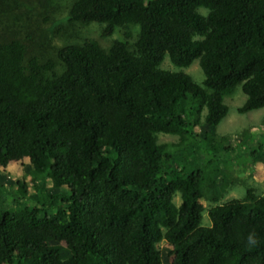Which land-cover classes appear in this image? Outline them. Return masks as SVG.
Listing matches in <instances>:
<instances>
[{
    "label": "trees",
    "instance_id": "trees-1",
    "mask_svg": "<svg viewBox=\"0 0 264 264\" xmlns=\"http://www.w3.org/2000/svg\"><path fill=\"white\" fill-rule=\"evenodd\" d=\"M68 22L140 30L133 50L87 37L55 59H27L23 39L0 37V167L24 162L71 192L38 195L32 181L31 193L25 174L7 198L0 183V264H264V195L248 187L203 226V200L219 201L227 182L173 167L159 142L204 141L209 162L235 150L216 129L238 87L239 113L264 107V0H73ZM195 60L202 85L182 70ZM247 149L264 164V143Z\"/></svg>",
    "mask_w": 264,
    "mask_h": 264
},
{
    "label": "rangeland",
    "instance_id": "rangeland-1",
    "mask_svg": "<svg viewBox=\"0 0 264 264\" xmlns=\"http://www.w3.org/2000/svg\"><path fill=\"white\" fill-rule=\"evenodd\" d=\"M73 0H0V37L8 41L13 38L23 39L27 47V59L37 55L39 57L56 58V50L63 45L81 43L85 38H95L106 50L115 41H125L129 48L133 50L134 42L139 35V26H131V35L126 38L124 30L116 28L112 35L102 36V25L93 23L84 25L80 23L68 22V10ZM202 13L206 9H200ZM49 16V18H47ZM166 56L162 67L176 70ZM61 68L58 67L57 71ZM184 72L191 75L193 81L202 85L204 73L199 60H195L188 67L182 68ZM246 100V95L238 87L234 93L225 97V103L229 106V111L221 123L217 126V133L229 137L230 145L235 150L229 152H218V157L212 162L205 149L204 141L198 142L193 148L174 147L178 142V136L159 134V142L167 143V151L173 156V167L182 164L186 171H190L200 164V168L207 177L211 171L218 172L217 179L227 182V187L219 201L204 199L205 209L202 213V225L210 226L211 221L208 210L213 205L223 203L231 198L243 197L248 187H253L256 193L264 195V164L260 158H253L248 153L249 147L256 148L257 142L264 143V107L241 114L238 107ZM190 106L198 107L197 101L191 102ZM219 148V147H218ZM219 150V149H218ZM171 163V161H168ZM172 164V163H171ZM28 174L31 183L29 192H35L32 181L39 188V194L70 195V190L64 186L56 188L49 183L48 175H41L38 180L27 171L24 162L20 165L0 167V183L5 185V195L12 198L14 187L11 181L22 180V176ZM21 175V176H20ZM36 193L34 194V196ZM33 195H29V198ZM39 199L41 197L39 196ZM175 204L181 202L179 194L174 197ZM165 241H161L158 246L161 248ZM164 264H168L166 261Z\"/></svg>",
    "mask_w": 264,
    "mask_h": 264
},
{
    "label": "clouds",
    "instance_id": "clouds-1",
    "mask_svg": "<svg viewBox=\"0 0 264 264\" xmlns=\"http://www.w3.org/2000/svg\"><path fill=\"white\" fill-rule=\"evenodd\" d=\"M248 242H249V243H254V240H253L252 235H249V237H248Z\"/></svg>",
    "mask_w": 264,
    "mask_h": 264
}]
</instances>
